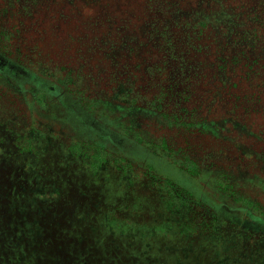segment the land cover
I'll use <instances>...</instances> for the list:
<instances>
[{
    "label": "rangeland",
    "instance_id": "obj_1",
    "mask_svg": "<svg viewBox=\"0 0 264 264\" xmlns=\"http://www.w3.org/2000/svg\"><path fill=\"white\" fill-rule=\"evenodd\" d=\"M181 6L212 43L186 75L136 25L99 42L140 0H0V264H264V66L215 59L264 57V0Z\"/></svg>",
    "mask_w": 264,
    "mask_h": 264
},
{
    "label": "trees",
    "instance_id": "obj_2",
    "mask_svg": "<svg viewBox=\"0 0 264 264\" xmlns=\"http://www.w3.org/2000/svg\"><path fill=\"white\" fill-rule=\"evenodd\" d=\"M211 1H214V0H211ZM92 2H98V0H92ZM140 2L146 5V9L151 12V15L141 14L140 17L143 20L142 22L139 21L137 23L135 22V19H134L135 17L134 13L129 12L125 18H122L121 12L118 13L115 10H112L119 16H117L116 14H113V15L108 14L106 24H104L103 20L99 21L100 25L102 26L104 25L106 29V31H103V34L100 37L99 42L100 43L102 42L103 40L102 37L105 38V42L115 41V39L113 38V36H115V34L113 33L114 31L120 30L121 28H130L131 25H134V26L136 25L138 26L137 32L141 31L143 32V34L144 32L146 34L152 32L153 36L158 37V38L157 37H154V38L158 39V44L160 46L166 47L167 53L168 52L170 53L169 56L171 57L173 61L170 64L172 67L175 66V72H177L178 70H181L182 74L186 75L188 74V72H191L195 67L197 69V67H199V65L202 63L201 59H198L197 56L202 54L203 51H206V50L208 51L212 43L210 44L201 43L200 41L202 40L203 32L199 30V32L197 33L194 29L204 27V24L208 23V21L206 19H201L200 22H198L197 24L188 25L189 23L186 20L188 18L189 20L196 19V16H194V18H191V17L185 16L184 14L181 15V12H182L181 0H140ZM248 6L249 5H247L246 3L243 4V7H248ZM250 6L254 7L255 4H251ZM90 8H93V10H91L90 12L91 15L96 13L95 7L91 6ZM121 9H124V7H121ZM255 19L257 20V18ZM149 26H151V28ZM185 26H189V28ZM110 28H113V32L110 31ZM222 28L224 31H228L229 25L223 24ZM182 29L186 31L188 30V33L185 35L184 39L182 38V36L180 37V35H183ZM252 30L254 33L253 35H255L256 37L255 38L256 41L253 42L251 39H249L248 36H245V35L243 36V39L247 41L246 43L248 47H252L253 45H256L254 50L258 51L257 43L260 38L258 37V34H260V32L258 29H252ZM110 35H112V37ZM227 36H223V35L220 36V39H222L223 43L229 42L230 38ZM142 42L144 44L147 43V41L145 40ZM262 48H263L262 50H264V47ZM189 54H192V57ZM167 57H168V54H167ZM215 59L218 62V68H220L221 66L230 67L233 64H235L236 67H238V68H235L236 70L233 69V71L231 72L229 70L225 71L226 68H223L222 70V75L224 76L226 80H232L233 77H238V79L236 80L237 82H239L240 78L248 80L247 77H250V76L252 77V75L250 74L252 71L248 70V72H245V74H243L244 72H241L242 70L241 68L243 66H250V68H252L254 65L258 64L259 62L260 63L262 62V66H264V57H259L258 55L255 56L253 60L252 59L249 60L248 56H242L240 58L236 57L233 60V58H231V56L229 55L217 56ZM83 63L84 62H81V64ZM150 68L152 69L153 67L151 66ZM71 70L72 69H69L67 74H70ZM165 76H166V73H165ZM76 82L78 81L76 80ZM183 92H186V95H187V91L183 89ZM185 110L188 113L187 116L180 117L178 116L177 113H170L171 115L167 116L169 125L180 127V128L182 127V128L198 129L200 128L201 124L205 123L208 120L206 117L201 116V112L199 109H197L194 106H191L190 104L186 105ZM226 120H233V119H231L230 117H227ZM216 121H222V119L221 120L217 119Z\"/></svg>",
    "mask_w": 264,
    "mask_h": 264
}]
</instances>
